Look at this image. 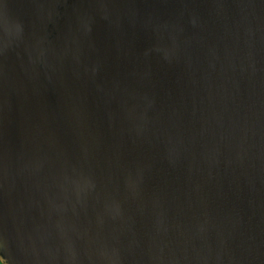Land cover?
Listing matches in <instances>:
<instances>
[{
	"label": "water",
	"instance_id": "water-1",
	"mask_svg": "<svg viewBox=\"0 0 264 264\" xmlns=\"http://www.w3.org/2000/svg\"><path fill=\"white\" fill-rule=\"evenodd\" d=\"M2 264H264V0H0Z\"/></svg>",
	"mask_w": 264,
	"mask_h": 264
},
{
	"label": "trees",
	"instance_id": "trees-1",
	"mask_svg": "<svg viewBox=\"0 0 264 264\" xmlns=\"http://www.w3.org/2000/svg\"><path fill=\"white\" fill-rule=\"evenodd\" d=\"M0 264H2V263L0 262Z\"/></svg>",
	"mask_w": 264,
	"mask_h": 264
}]
</instances>
